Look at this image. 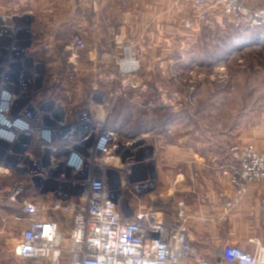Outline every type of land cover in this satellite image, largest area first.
I'll return each mask as SVG.
<instances>
[{"label":"rangeland","instance_id":"1","mask_svg":"<svg viewBox=\"0 0 264 264\" xmlns=\"http://www.w3.org/2000/svg\"><path fill=\"white\" fill-rule=\"evenodd\" d=\"M10 1L5 6L9 1L0 0V83L8 73L13 82L27 74L17 89L18 106L34 88L40 91L36 98L53 97L69 111L89 106L97 93L105 104L106 124L111 113L121 112L124 127L122 135L116 134L113 154L124 158V169L136 162L139 175L127 177L123 190L116 183L123 171L108 175L114 191L132 205L147 206L150 192L159 196L169 190L175 177L195 169L202 156L244 145L243 134L264 123V32L236 31L220 12L198 22L192 20L193 9L183 20L181 0H174L177 11L165 22L153 16L154 3L144 0ZM30 72L38 79L31 80ZM13 161L28 169L27 182L29 173L43 165ZM9 176L1 189L22 180L15 169ZM135 181L148 185L142 195L131 189ZM53 187L51 181L44 185ZM35 194L34 188L26 192ZM174 200L164 202L177 212L179 199ZM124 209L136 207L125 204ZM16 215L13 209L6 234L0 220L2 250H12L19 235Z\"/></svg>","mask_w":264,"mask_h":264},{"label":"built area","instance_id":"2","mask_svg":"<svg viewBox=\"0 0 264 264\" xmlns=\"http://www.w3.org/2000/svg\"><path fill=\"white\" fill-rule=\"evenodd\" d=\"M191 1L198 22L220 12L237 28H264V0ZM185 25L194 28L189 21ZM12 74L0 83V169L8 174L15 169L22 178L1 189V201L20 206L27 217L12 245L17 259L43 264H60L64 259L69 264H217L189 240L183 201L174 205L176 222L169 223L162 211L153 208L158 199L167 201L164 196L150 192V204L132 205L114 191L109 171H123L116 181L122 190L130 181L127 177L139 173L136 162L124 169V158L113 154L118 140L106 128L107 113L99 94L91 95L89 106L69 111L53 97L36 98L40 91L33 88L31 97L25 95V104L18 106L17 89L27 74L14 82ZM28 76L38 79L32 72ZM32 144L41 155L32 152ZM230 152L234 162L223 168V174L235 195L221 194L225 211L241 202L250 185L264 182V149L246 143ZM12 158L43 165L29 173L27 182L28 169ZM50 181L56 187L45 189ZM132 183L135 195L148 189L143 182ZM30 187L37 194L27 196ZM125 204L136 209L128 212ZM219 257L226 264H264V247L250 254L230 245Z\"/></svg>","mask_w":264,"mask_h":264},{"label":"crops","instance_id":"3","mask_svg":"<svg viewBox=\"0 0 264 264\" xmlns=\"http://www.w3.org/2000/svg\"><path fill=\"white\" fill-rule=\"evenodd\" d=\"M4 1H9L5 3V6L12 4L10 0ZM144 1L154 3V6L157 7L155 10L157 15L153 16L161 22L162 20L165 22L166 17L170 18L173 10L177 11L174 6V3L177 5V1L174 0ZM180 3L183 4V20L190 16L194 9L193 18H191L196 21L193 3L190 0H181ZM160 12L163 14L159 15ZM216 14L220 15L219 12ZM154 22L152 25L155 24ZM79 108L80 105L75 106L74 110ZM242 141L244 144L253 142L258 148L264 149V123L249 128L243 134ZM35 154L41 155V152L36 149ZM199 160L195 169L189 168L184 172L181 171L178 177H175L174 185L169 190L164 189L165 191L160 195L170 198L172 201L174 199H179L178 202L183 201L189 240L194 246L213 258L217 264H226L219 254L230 245L239 246L247 253L255 254L261 247H264V182L250 185L241 202L232 210L225 211L220 202L221 194H225L229 198L235 195V189L229 177L223 174V168L234 162L232 155L222 149L209 158L202 156ZM7 178L9 179L10 176L6 171L0 172V189L5 184L4 181L8 180ZM13 209L17 210L14 222L20 226V231L27 225V217L23 214L20 206L2 201L0 202V220L3 221L5 234L7 225L10 226L12 221ZM0 261L3 264L32 262L19 260L14 256L12 250L2 249H0Z\"/></svg>","mask_w":264,"mask_h":264},{"label":"trees","instance_id":"4","mask_svg":"<svg viewBox=\"0 0 264 264\" xmlns=\"http://www.w3.org/2000/svg\"><path fill=\"white\" fill-rule=\"evenodd\" d=\"M256 33L264 32V28H254L252 29ZM236 31L242 32L240 28H237ZM111 119V122H110ZM124 127L123 115L121 112L116 114L111 113L109 120L107 121L106 128L108 130L114 131L117 135H122V128ZM153 208L155 211H162L169 223L176 222V211L172 208V204L164 202L161 199H158L153 203Z\"/></svg>","mask_w":264,"mask_h":264}]
</instances>
